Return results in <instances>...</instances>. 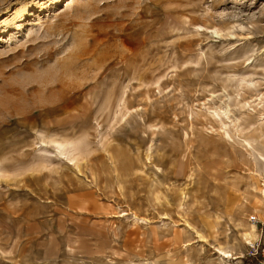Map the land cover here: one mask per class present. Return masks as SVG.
I'll return each instance as SVG.
<instances>
[{
	"label": "rangeland",
	"instance_id": "374dc122",
	"mask_svg": "<svg viewBox=\"0 0 264 264\" xmlns=\"http://www.w3.org/2000/svg\"><path fill=\"white\" fill-rule=\"evenodd\" d=\"M263 109L264 0H0V264H264Z\"/></svg>",
	"mask_w": 264,
	"mask_h": 264
},
{
	"label": "bare ground",
	"instance_id": "6f19581e",
	"mask_svg": "<svg viewBox=\"0 0 264 264\" xmlns=\"http://www.w3.org/2000/svg\"><path fill=\"white\" fill-rule=\"evenodd\" d=\"M216 32V31H215ZM217 33V32H216ZM244 81V80H243ZM247 83V82H246ZM249 83V82H248ZM247 83V84H248ZM251 83V82H250ZM252 84H254V83H251V84H249V85H252ZM255 85V84H254ZM245 86V85H244ZM7 92V91H6ZM118 101H120V100H118ZM224 113V112H223ZM217 114V113H216ZM218 115V114H217ZM260 115L261 116H263L264 115V109H263V111H262V113H260ZM264 118V117H263ZM222 123V122H221ZM223 125V124H222ZM225 126V125H224ZM258 132L260 133V130H258ZM264 139V138H263ZM242 141V140H241ZM255 141V140H254ZM263 142H264V140H263ZM54 143V142H53ZM52 143V144H53ZM242 143H245V145H246V147H248L249 149H251L252 151H253V154L255 155V164H256V166L259 168V170H263V173H264V154L262 153V151L261 150H259L258 148H256V147H254L253 146V142L251 141V140H249V139H244L243 140V142ZM54 145V144H53ZM242 145V144H241ZM56 146H58V149H60V151L62 152L61 154L63 155V153H67V155L66 156H68V154H70L71 155V153H74V152H76V153H78L79 154V156L81 155V153H84L83 151L81 152V148H80V146H79V142H71V141H67V142H64V143H59V142H57L56 143ZM55 146V147H56ZM243 146V145H242ZM263 147H264V143H263ZM56 149V148H55ZM249 149H247V150H249ZM245 150V149H244ZM58 151V150H57ZM250 151V150H249ZM248 151V152H249ZM251 151V152H252ZM250 152V153H251ZM249 153V154H250ZM84 155V154H83ZM251 155V154H250ZM72 156H73V154H72ZM78 156V155H77ZM73 158V157H72ZM72 160V159H71ZM254 161V160H253ZM255 166V167H256ZM254 167V168H255ZM256 167V168H257ZM259 170H257V171H259ZM253 173V172H252ZM255 174V173H254ZM257 174V173H256ZM258 175V174H257ZM264 182V181H263ZM262 182V183H263ZM262 185V184H261ZM259 193V192H258ZM261 194V193H260ZM262 194H263V198H264V187H263V191H262ZM84 208V207H83ZM256 234V231H255V228H254V226H251L250 227V231H249V233H248V235H250V236H253V235H255ZM246 239V238H245ZM218 253L220 254V255H222V258H228L229 257V253L228 252H226V251H224V250H222V249H218Z\"/></svg>",
	"mask_w": 264,
	"mask_h": 264
},
{
	"label": "built area",
	"instance_id": "2783aa9c",
	"mask_svg": "<svg viewBox=\"0 0 264 264\" xmlns=\"http://www.w3.org/2000/svg\"><path fill=\"white\" fill-rule=\"evenodd\" d=\"M249 222L251 223L252 226L257 227L259 225V220L257 219L256 216H250L249 217ZM258 247V246H257ZM257 253V250H255V254Z\"/></svg>",
	"mask_w": 264,
	"mask_h": 264
}]
</instances>
